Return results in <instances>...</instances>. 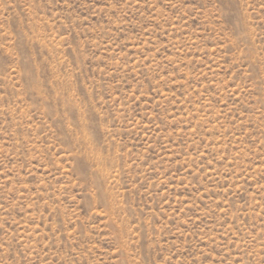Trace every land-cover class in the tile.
<instances>
[{
    "label": "rangeland",
    "instance_id": "374dc122",
    "mask_svg": "<svg viewBox=\"0 0 264 264\" xmlns=\"http://www.w3.org/2000/svg\"><path fill=\"white\" fill-rule=\"evenodd\" d=\"M0 264H264V0H0Z\"/></svg>",
    "mask_w": 264,
    "mask_h": 264
}]
</instances>
